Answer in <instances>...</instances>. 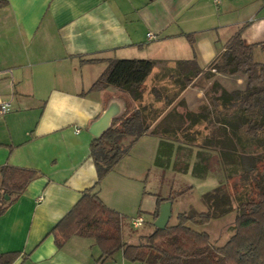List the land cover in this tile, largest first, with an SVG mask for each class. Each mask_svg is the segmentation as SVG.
I'll return each instance as SVG.
<instances>
[{
    "label": "crops",
    "instance_id": "crops-1",
    "mask_svg": "<svg viewBox=\"0 0 264 264\" xmlns=\"http://www.w3.org/2000/svg\"><path fill=\"white\" fill-rule=\"evenodd\" d=\"M5 1L0 100L10 110L0 115V167L29 168L40 175L22 194L4 200L0 254L19 252L14 264H96L101 252L93 239L72 236L57 248L50 231L97 182L91 126L109 109L117 118L142 104L113 87L90 90L92 84L115 59L155 61L146 86L159 65L193 60L202 70L166 110L158 109L163 100L145 101L153 111L144 114L151 129L175 109L178 139L141 135L96 188L107 207L126 216L123 237L135 244L142 235H129L131 219L145 223L142 215L148 214L151 226L155 221L158 192L148 191L145 183L162 141L172 144V153L194 152L196 166L199 153L208 161L204 153L231 150L227 141L234 130L216 118L247 80L210 66L238 31L245 45H254V61L264 65V0ZM180 99L179 110L174 103ZM221 136L225 144L218 141Z\"/></svg>",
    "mask_w": 264,
    "mask_h": 264
},
{
    "label": "trees",
    "instance_id": "trees-1",
    "mask_svg": "<svg viewBox=\"0 0 264 264\" xmlns=\"http://www.w3.org/2000/svg\"><path fill=\"white\" fill-rule=\"evenodd\" d=\"M6 5L7 1L0 0V8ZM188 38L192 41L191 36L188 35ZM253 48L254 45L243 43L238 31L226 43L223 54L210 66L217 72L241 73L247 80L245 89L233 93L232 102L224 105L225 109L216 118V122L234 130L232 140L229 138L227 141L231 150L218 153L219 161L234 166L238 173L230 184L236 202L232 236L222 246L216 247L211 243L209 234L198 228L233 210L231 197L225 188L234 177L227 174L225 188L219 186L202 194L206 211L181 212L176 216V224L167 223L163 229L153 225V229L142 235L137 243L125 242L123 225L126 216L107 207L98 197L96 188L118 164L127 147L141 135L149 132L178 139L177 126H172L175 109L168 111L151 129L150 123L144 120V114L153 111L145 101L149 97L153 98L152 103L163 100L161 109H158L164 111L202 70L193 60L177 61L166 71L155 72L151 77L152 85L146 86L155 61L115 59L109 61L90 90L113 87L127 99L141 102L142 106L127 109L121 116L113 118L108 129L91 141L90 156L96 168L97 182L51 229L50 234L57 248H61L72 236H80L95 241L101 252L96 264H104L119 251L125 260L138 264H264V169L262 171L258 166L264 160V65L254 61ZM261 48L264 50V44ZM176 105L184 106L183 99L178 100ZM128 138L129 144L125 145L124 141ZM171 146L164 141L159 144L155 166L165 165V159L168 160L172 154ZM200 156L205 158L203 154ZM200 167L208 168L204 165ZM39 175V172L29 168L0 167V213L5 209L2 204L6 197L22 194ZM187 190L181 189L173 197L157 196L154 219L162 203H172ZM18 257L19 252L2 253L0 264H14Z\"/></svg>",
    "mask_w": 264,
    "mask_h": 264
},
{
    "label": "rangeland",
    "instance_id": "rangeland-1",
    "mask_svg": "<svg viewBox=\"0 0 264 264\" xmlns=\"http://www.w3.org/2000/svg\"><path fill=\"white\" fill-rule=\"evenodd\" d=\"M169 66L165 64L159 65V72L166 71ZM149 85H152L151 81ZM177 102L174 103L175 108L178 107L180 110V107L176 105ZM156 105L157 104H155V106ZM162 105H160V107ZM160 107L159 109H161ZM218 141L225 143L226 140L224 136H221ZM218 153L214 156L211 155L212 153L204 154L209 156L207 159L208 161H203L201 157L198 156V164L204 165L206 162L212 164L211 167L202 169L200 166L193 165L194 152L187 150L176 151L172 153V156L168 158V160L165 159V165L163 167L155 166L147 171L148 178L145 183L148 191L158 192V196L163 198L173 197L181 189H188L186 194L175 198L171 203V217L168 220V224H176V216L181 212L193 210L196 213H200L206 211V207L202 201V194L205 192H212L219 186L225 188V176L227 174L233 176L234 178L228 181V185L226 184L225 188L231 197L233 210L223 217L211 220L205 226L200 225V227H198L209 234L211 243L216 247L222 246L234 233L236 202L234 200L235 193L230 184L236 179L238 174L235 172L234 166L222 164L221 161H219ZM210 158L212 161H209ZM142 165H144V168L146 167V164ZM258 166L262 168L261 170L263 171L264 160L258 163ZM137 212L138 211H135V214ZM142 216H144L146 222L140 224L136 229L129 227V235H144L153 229V226L150 225L151 219L149 215L143 214ZM137 242L138 240H135V243ZM115 254L107 259L104 264H137L124 260L120 252Z\"/></svg>",
    "mask_w": 264,
    "mask_h": 264
},
{
    "label": "water",
    "instance_id": "water-1",
    "mask_svg": "<svg viewBox=\"0 0 264 264\" xmlns=\"http://www.w3.org/2000/svg\"><path fill=\"white\" fill-rule=\"evenodd\" d=\"M115 114L116 113L113 109L107 110L104 115H102V117L91 126L90 132L93 134V136L99 137L104 131H106L110 126L111 120L114 118ZM7 198L8 197H6V199ZM170 217L171 202L166 201L159 207V214L153 222L154 227L163 229L167 225Z\"/></svg>",
    "mask_w": 264,
    "mask_h": 264
},
{
    "label": "built area",
    "instance_id": "built-area-1",
    "mask_svg": "<svg viewBox=\"0 0 264 264\" xmlns=\"http://www.w3.org/2000/svg\"><path fill=\"white\" fill-rule=\"evenodd\" d=\"M148 36H150V34H148ZM10 110V105L8 102L0 100V115H4L6 113H8ZM131 225L133 228H137L140 226V224L143 223V219L141 217H135L133 219H131L130 221Z\"/></svg>",
    "mask_w": 264,
    "mask_h": 264
}]
</instances>
